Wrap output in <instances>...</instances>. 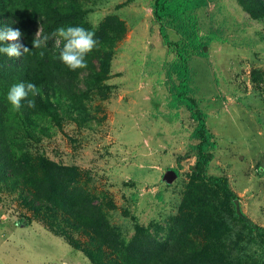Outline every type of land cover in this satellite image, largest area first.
Masks as SVG:
<instances>
[{
	"label": "rangeland",
	"instance_id": "rangeland-1",
	"mask_svg": "<svg viewBox=\"0 0 264 264\" xmlns=\"http://www.w3.org/2000/svg\"><path fill=\"white\" fill-rule=\"evenodd\" d=\"M153 1L0 0L52 111L29 95L35 108L0 112L14 171L0 181V264H264V237L246 227L264 229V0H191L161 19ZM61 26L95 32L86 68L59 59ZM39 28L51 38L33 49ZM178 51L214 143L205 175L234 199L191 177Z\"/></svg>",
	"mask_w": 264,
	"mask_h": 264
},
{
	"label": "trees",
	"instance_id": "trees-1",
	"mask_svg": "<svg viewBox=\"0 0 264 264\" xmlns=\"http://www.w3.org/2000/svg\"><path fill=\"white\" fill-rule=\"evenodd\" d=\"M253 1L256 3L258 2V4H261L262 2V0ZM192 5L193 3L191 0H154L152 4V16L156 19H161L181 12L184 9L191 8ZM6 27L14 29L12 22H10L6 17L0 16V29ZM9 43L14 42H0V46H7ZM164 43L167 45L166 42ZM49 44H51V41ZM175 53L181 61V64L176 66L175 74L178 84L173 88L171 98L173 102L184 107V109L188 112L190 119L195 122L193 138L197 141V144L194 146L195 163L194 171H191V177L195 179H204L219 185L228 194V196L234 199L233 195H231L227 190V184L224 178L205 175V168L211 161V151L214 149V143L212 141L211 134L205 127L204 115L198 110L194 100L185 94V81L187 76L185 60L181 52L178 51ZM1 68L4 69L5 72L3 71L0 75V112L8 111L7 108H9V101L7 100V93L10 89V82L14 78H17L25 83L31 82L33 84H35L38 80L36 82V86L40 89V93L43 92L45 85L40 80L42 71L38 70L37 73L32 72L26 61L25 54L22 53L19 57H8L5 54H0V69ZM4 76L7 78L6 82L4 81ZM36 100L40 109H42L45 113L52 115V111H50V109L47 110V105L41 102L39 95L36 96ZM21 105L20 109L28 108L26 100L21 101ZM12 167L13 164L11 162L0 159V181L5 180L6 177H9L11 173L14 172ZM44 170L46 171V175H52L46 168H44ZM32 201L34 203L36 200L33 199ZM246 227L249 231L254 232L258 236L264 237V229L261 227H258L247 220ZM88 256L91 258L90 254H88Z\"/></svg>",
	"mask_w": 264,
	"mask_h": 264
},
{
	"label": "clouds",
	"instance_id": "clouds-1",
	"mask_svg": "<svg viewBox=\"0 0 264 264\" xmlns=\"http://www.w3.org/2000/svg\"><path fill=\"white\" fill-rule=\"evenodd\" d=\"M21 31L13 28L0 29V42H14L7 46H0V54H5L8 57H19L27 52L29 48L22 43H19ZM51 37H58L64 41L63 48L60 52L59 59L70 70L83 69L87 67L86 55L99 46V41L95 38V32L87 30L81 26L59 27ZM49 35H44L42 29H38L35 38L32 41V48L41 49L46 46L47 41L51 38ZM59 39L56 43L59 44ZM41 57L44 52L39 53ZM40 94V89L33 83L19 82L12 85L7 93V100L11 104L13 110L19 111L21 101H27L28 108H35V100L28 99L29 95L35 97Z\"/></svg>",
	"mask_w": 264,
	"mask_h": 264
}]
</instances>
